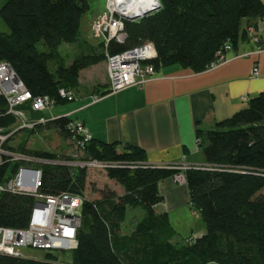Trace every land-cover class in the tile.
Here are the masks:
<instances>
[{
    "label": "trees",
    "instance_id": "1",
    "mask_svg": "<svg viewBox=\"0 0 264 264\" xmlns=\"http://www.w3.org/2000/svg\"><path fill=\"white\" fill-rule=\"evenodd\" d=\"M158 2L159 9L139 20H124L127 37L123 43L111 41L110 53L148 41L156 52L151 61L156 71L178 65L202 72L217 61V52L225 55L226 46L236 48L239 39L248 38V27L264 19L262 0ZM89 6L90 0H3L0 19L8 31L0 30V61L13 67L33 96L47 95L55 99L54 104H65L69 101L57 96L58 89H77L80 72L104 61V45L81 35ZM244 21L247 25L242 27ZM63 44L76 48L69 63L60 54ZM5 106L0 96L2 113ZM22 108L29 110L27 105ZM2 113L0 128L9 130L16 121ZM73 119L60 116L46 123L69 136L67 125ZM117 146L92 138L83 147L85 158L122 161L129 166L107 169V175L123 188L122 194L84 199L76 247L68 254L45 250L42 260L0 254V264H264V91L211 128L197 131L196 146L209 168L192 167L184 175L190 206L199 213L205 231L182 245L171 241L177 233L167 214L155 211L163 201L159 182L178 170L146 163L145 152L138 146L124 145L121 151ZM2 147L28 152L7 143ZM28 153L60 158L49 151ZM16 168L17 164L3 162L0 182ZM41 168L43 193L82 194L86 169ZM33 204L30 196L0 193V226L26 227ZM130 208H140L144 215L129 235H121Z\"/></svg>",
    "mask_w": 264,
    "mask_h": 264
},
{
    "label": "crops",
    "instance_id": "2",
    "mask_svg": "<svg viewBox=\"0 0 264 264\" xmlns=\"http://www.w3.org/2000/svg\"><path fill=\"white\" fill-rule=\"evenodd\" d=\"M255 24L258 44L249 37L239 39L236 48H225L226 61L212 70L193 72L170 65L158 69L154 78L141 85L102 95L108 91L104 62L102 74L92 77V89L81 91V79L99 63L92 65L80 72V95L65 113L73 112L74 119L84 124L92 138L118 143V151L128 144L142 148L148 164L203 165L196 146L197 131L211 128L264 91V19ZM246 25L244 21L242 27ZM257 47L260 51L256 53ZM255 67L256 75L252 74ZM94 95L100 98L94 100ZM158 189L163 201L155 206L156 213L170 217L173 211L183 209L196 218L189 228L191 234L184 239L205 231L203 221H197L199 213L190 206L186 184L165 178Z\"/></svg>",
    "mask_w": 264,
    "mask_h": 264
},
{
    "label": "built area",
    "instance_id": "3",
    "mask_svg": "<svg viewBox=\"0 0 264 264\" xmlns=\"http://www.w3.org/2000/svg\"><path fill=\"white\" fill-rule=\"evenodd\" d=\"M154 1L155 6L148 11H156L158 0H104L102 12L92 21L91 37L104 45L105 72L107 77L108 92L116 94L129 87L141 85L156 76V70L151 61L156 57L154 46L151 42L125 49L121 52L110 53L108 46L111 41L123 43L127 37L124 28V20L136 21L145 16V12H137L143 6ZM147 12V11H146ZM151 13V12H150ZM248 37L258 44L259 36L254 28L248 27ZM225 48H229L226 46ZM260 49L257 47L256 53ZM217 61L212 62L207 70H212L224 63L226 57L220 51L217 52ZM257 74V68L252 70ZM0 96L5 99L4 115L12 116L16 124L9 130L0 128V165L3 162L17 164L15 172L7 179L0 182V193L8 192L23 194L34 199L28 225L24 228H11L0 226V254L14 257H25L21 248H39L49 251L69 252L76 247V233L81 226V206L84 201L82 194L62 191L56 194H47L41 191L42 165H63L70 168L107 170L115 167L129 166L122 161L97 160L93 158H80L83 147L92 135L84 124L73 119L67 125L69 138L74 143L78 153L71 158H43L3 149L6 139L19 129L33 128L38 123L49 119L39 118L31 120L23 106H28L30 112L39 113L54 105L55 99L47 95L33 96L16 74L13 67L5 61H0ZM57 96L66 101H74L73 91L61 87ZM102 96V95H101ZM100 98L94 95L93 99ZM73 112L60 116L70 117ZM197 142V140H196ZM177 169L170 178L174 183L185 184L184 171L192 167L209 168L207 165L181 163L177 165H158ZM62 253V252H61Z\"/></svg>",
    "mask_w": 264,
    "mask_h": 264
},
{
    "label": "rangeland",
    "instance_id": "4",
    "mask_svg": "<svg viewBox=\"0 0 264 264\" xmlns=\"http://www.w3.org/2000/svg\"><path fill=\"white\" fill-rule=\"evenodd\" d=\"M3 0H0V6ZM104 6V0H90L89 9L83 16L81 25L82 37L88 39L91 43H96L97 41L91 37L90 28L94 18L99 15ZM95 17L92 19V17ZM253 28V27H252ZM0 30L8 31L6 25L0 19ZM41 45H39L40 47ZM75 45L63 44L60 47V54L66 63H69L75 52ZM103 61L100 62L94 69V71L88 70L85 73V77L81 79L83 82L81 86V91L87 92V90L92 89L93 85L90 84L92 77L96 75L99 77L102 74ZM101 70V71H100ZM92 83V82H91ZM89 84V85H88ZM89 86V87H87ZM75 99L80 95V91L77 89L73 90ZM74 106V101L67 102L65 104H54L51 107L45 109L42 112L33 114L25 109L27 116L31 120H38L39 118L51 119L54 116L65 114L67 110ZM76 115L72 114L70 117L74 118ZM34 128V127H33ZM24 128L19 129L15 133L11 134L4 143L11 147H24L28 152L33 151H49L55 153L60 158H71L73 154L78 153L76 146L69 136L61 133L58 129L48 125L46 122L37 125L35 129ZM197 140V138H196ZM7 151H11L5 149ZM15 152V151H11ZM24 152L21 154L31 155L32 154ZM16 153H20L17 152ZM80 158H85L84 153H79ZM85 186L82 191V195L87 200H99L105 196L120 195L123 193V188L112 178L107 175V170L99 169H86ZM178 185H185L179 184ZM144 212L140 208H130L127 212L126 219L122 222L120 228L121 235H129L135 225L142 219ZM171 227L176 231V235L171 238L175 244L182 245L185 243V236L191 234L190 227L196 218L190 215L189 210H176L170 213V217L167 218ZM197 221H202L200 217H197ZM193 240V237H190ZM20 251L27 258H34L42 260L45 256L46 251L39 248H21ZM57 254L59 251H52ZM68 254V252H67ZM67 256V255H66ZM65 256V257H66ZM62 261H68V258H61Z\"/></svg>",
    "mask_w": 264,
    "mask_h": 264
},
{
    "label": "bare ground",
    "instance_id": "5",
    "mask_svg": "<svg viewBox=\"0 0 264 264\" xmlns=\"http://www.w3.org/2000/svg\"><path fill=\"white\" fill-rule=\"evenodd\" d=\"M153 2H154V1L148 2L149 4H146L145 6H143L142 9H141L140 11L137 12V15H138V14H142V13H144V12H146V11L152 9V8L155 6V4H154V6L151 5Z\"/></svg>",
    "mask_w": 264,
    "mask_h": 264
},
{
    "label": "water",
    "instance_id": "6",
    "mask_svg": "<svg viewBox=\"0 0 264 264\" xmlns=\"http://www.w3.org/2000/svg\"><path fill=\"white\" fill-rule=\"evenodd\" d=\"M159 7H160V4H158L157 9H159ZM150 12H152V11H147V12H145V14H149ZM128 20H130V19L128 18ZM61 252L63 253V251H61Z\"/></svg>",
    "mask_w": 264,
    "mask_h": 264
}]
</instances>
